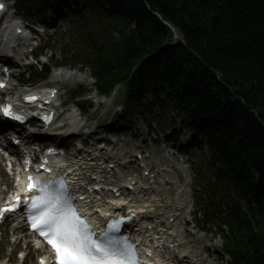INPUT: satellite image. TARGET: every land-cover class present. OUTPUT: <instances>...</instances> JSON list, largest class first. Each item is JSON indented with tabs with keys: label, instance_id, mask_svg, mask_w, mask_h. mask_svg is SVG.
I'll return each instance as SVG.
<instances>
[{
	"label": "trees",
	"instance_id": "1",
	"mask_svg": "<svg viewBox=\"0 0 264 264\" xmlns=\"http://www.w3.org/2000/svg\"><path fill=\"white\" fill-rule=\"evenodd\" d=\"M79 1L98 20L97 32L77 27L97 87L125 81L128 110L146 106L203 136L205 219L227 226L230 264H264V0Z\"/></svg>",
	"mask_w": 264,
	"mask_h": 264
},
{
	"label": "snow or ice",
	"instance_id": "2",
	"mask_svg": "<svg viewBox=\"0 0 264 264\" xmlns=\"http://www.w3.org/2000/svg\"><path fill=\"white\" fill-rule=\"evenodd\" d=\"M3 7L0 4V9ZM0 113L23 122L10 106L0 109ZM27 179L28 190L36 193L26 197L29 226L52 247L56 264H140L135 245L126 237L111 235L120 231L116 226L119 220H106L107 227L97 236L73 206V199L63 180L40 181L35 176ZM19 205L17 197L11 205L0 208V215L15 212Z\"/></svg>",
	"mask_w": 264,
	"mask_h": 264
},
{
	"label": "rangeland",
	"instance_id": "3",
	"mask_svg": "<svg viewBox=\"0 0 264 264\" xmlns=\"http://www.w3.org/2000/svg\"><path fill=\"white\" fill-rule=\"evenodd\" d=\"M75 8H77L76 2H74V5L72 6V8L70 10H65L66 12H68L67 13L68 16L65 18L68 19L69 21H70V19H72L71 15L74 14ZM22 13L31 20H39V15H38L37 10L36 11L30 10L28 12H22ZM58 21H59V19H56V22H58ZM77 68L83 69L81 66H76V69ZM76 69L71 70L69 73V74L73 73V74L77 75V77L74 79V81L69 80V88L76 86L78 83L83 84V85H85L86 91L88 92L89 96H94L95 93L92 92L93 79L91 77L90 69L84 68L81 73L80 72L78 73L76 71ZM82 77H85V78L82 79ZM63 98L68 99V95L64 96ZM116 116L117 115L113 116L112 112H110L109 114H107L106 119L115 120ZM133 125H134L133 126L134 128H136V125L141 126V123L138 120V118L134 119ZM153 127H155V125H153ZM172 129H174V131L177 134L176 136H177V140H178L179 144H182V145H184V142L188 141V137H192V135H193V133L190 129L182 128V125L180 123L174 124L172 126ZM140 132L145 133V130L142 129ZM184 136L186 138H184ZM189 139L192 140V138H189ZM132 146L133 145L130 144V147H132ZM191 151L193 153V159L191 160V164L193 166L190 170L189 169L184 170V174H182V177L185 178V180L182 181L181 178H179L177 174H174L175 178L171 177L172 182H173L172 186L174 187V189H176L175 183L177 181H179V183H183L185 181H192L190 189L187 191V196H188L187 199L189 200V205H188L189 209L194 208L193 206L190 205V203L192 204L195 200L194 189H195V185L197 183V181L195 180L196 178L194 177L193 174H194L196 168H198L201 165V159L203 158V152L205 151V149H204V147L200 148L199 145L196 144V146L194 148H192ZM182 167L184 168L186 166H182ZM187 175H188V177L186 178ZM202 236H204L203 239H202ZM196 239H198V242L201 243V248L206 247L210 251L213 252V259H214V257H220V259H221L220 262L215 260L213 263L208 262V264H227L228 257L224 255V239L220 236L218 229L211 228V230L209 232H207L206 234L199 233L195 238H190L192 243H195ZM3 241H5V242H3ZM15 244H16V247H15L16 250L23 248V243L17 244L15 242H13L12 236H9V238H8V236H4L3 240H0V260H6L8 257H11L13 262L18 263L16 256L12 253V249L15 246ZM30 254H31V251H30ZM25 264H28V262Z\"/></svg>",
	"mask_w": 264,
	"mask_h": 264
},
{
	"label": "bare ground",
	"instance_id": "4",
	"mask_svg": "<svg viewBox=\"0 0 264 264\" xmlns=\"http://www.w3.org/2000/svg\"><path fill=\"white\" fill-rule=\"evenodd\" d=\"M177 36H178V35H177ZM71 78H75V75H72ZM158 201H159V200H158ZM147 202H148V205L145 206L146 209H147V211H151V212H152L153 210L156 209V207H157V205H158V202H157L156 200H153V201H151V202H150V200H148ZM188 214H189V213H188ZM18 232L21 233L22 231L19 230ZM175 241H176V240L173 241V245H174ZM4 264H5V263H4Z\"/></svg>",
	"mask_w": 264,
	"mask_h": 264
},
{
	"label": "water",
	"instance_id": "5",
	"mask_svg": "<svg viewBox=\"0 0 264 264\" xmlns=\"http://www.w3.org/2000/svg\"><path fill=\"white\" fill-rule=\"evenodd\" d=\"M170 28H171V30L174 32V36H175V37H178V36H177V32H178V31H177L175 28H173V27H170Z\"/></svg>",
	"mask_w": 264,
	"mask_h": 264
}]
</instances>
